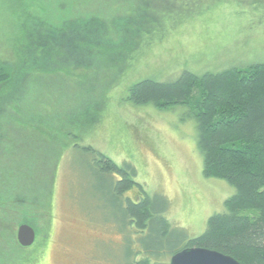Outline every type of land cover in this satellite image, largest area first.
<instances>
[{"label": "rangeland", "instance_id": "obj_1", "mask_svg": "<svg viewBox=\"0 0 264 264\" xmlns=\"http://www.w3.org/2000/svg\"><path fill=\"white\" fill-rule=\"evenodd\" d=\"M36 3L48 16L57 13L59 23L102 16L110 26L123 28L120 34L127 37L131 34L127 30H136V38L115 37L121 48L136 43L131 58H123L122 51L115 49L104 62L91 60L79 52L68 26L54 54L62 69L39 71L37 66L44 68L38 63L43 62L42 51L29 47L24 53L21 39L18 55L14 53V38H6L14 28L0 19V61L11 73L10 83L0 86V193L9 188L16 194L12 202L21 205L32 180H41L40 175L49 185L51 170L56 169L48 236L43 221L47 210H33L44 212L36 238L45 241L43 246L35 242L22 247L17 240L21 216L12 205L0 207V264L128 263L131 250L139 247L133 242L138 235L125 231L122 208L111 191L112 179L93 168L88 146L120 166L131 165L137 172L135 180L150 195L165 197L169 205L163 215L172 228L184 231L187 238L201 235L209 217L224 211L235 187L204 175L196 122L185 107L159 110L153 104L133 105L128 90L147 78L175 80L186 70L203 75L264 63V0ZM36 28L24 26L23 34L46 32L42 26L31 33ZM39 40L23 42L35 46ZM79 41L81 46L90 44V38ZM36 74L38 86L29 81ZM126 195L134 202L142 197L138 187Z\"/></svg>", "mask_w": 264, "mask_h": 264}, {"label": "trees", "instance_id": "obj_2", "mask_svg": "<svg viewBox=\"0 0 264 264\" xmlns=\"http://www.w3.org/2000/svg\"><path fill=\"white\" fill-rule=\"evenodd\" d=\"M36 7H39L36 0H0V19H5L2 21L9 22L14 28V32L9 30L6 36L14 38V53L18 51L21 39L24 53H28L29 47L42 51L43 62L38 63L44 68L37 66V70L55 73L62 69L54 54L58 52L59 38L66 34L68 26L74 31L73 38L79 52L87 58L90 56L88 59L104 62L106 59L103 58H108L115 49L122 51L119 54L123 58H131L132 46L136 42H129L130 46L123 49L114 39L136 38V30H127L131 33L127 37L120 34L123 28L115 23L110 26L102 16L94 15L75 18L71 23H59L57 13L48 16ZM34 8L35 12L32 11ZM28 25L38 27L31 33H37L42 26L46 27V32L24 35V26ZM20 36L22 38H18ZM29 38L40 40L30 46L31 43L23 42ZM79 38H90V44L82 42L84 46H81ZM10 78L9 67L0 61V86L10 83ZM30 78L35 86L40 85L38 74ZM127 99L133 105L153 104L159 110L185 107L188 116L196 122L204 175L224 179L235 187V193L225 201L224 211L209 217L201 235L187 238L182 233L184 231L172 228L164 217L168 200L150 195L135 180L137 172L131 165L120 166L92 146L85 148L93 156L90 162L93 168L112 179L111 191L122 208L125 231L128 235H138L133 242L139 247L131 250L127 264H168L170 259L165 258L169 255L171 258L185 246L217 250L233 256L242 264H264V63L233 66L203 75L186 70L170 81L143 79L130 86ZM47 171L43 172L46 174ZM51 171L54 176L49 185L40 175L41 180H32L34 185L27 189L21 205L12 202L16 194L9 188L4 194L0 193V207L12 205L11 209L21 216L18 225H31L37 236L42 228L39 219H44V212L35 213V208L47 210L43 220L47 223V236L53 222L52 188L56 169ZM135 187L142 194L136 202L126 195ZM35 242H38L37 246H43L45 241ZM178 245L183 246L176 249Z\"/></svg>", "mask_w": 264, "mask_h": 264}, {"label": "water", "instance_id": "obj_3", "mask_svg": "<svg viewBox=\"0 0 264 264\" xmlns=\"http://www.w3.org/2000/svg\"><path fill=\"white\" fill-rule=\"evenodd\" d=\"M37 238L34 227L23 223L19 225L17 240L22 247L32 246ZM168 264H242L239 260L223 252L198 247L185 246L174 253Z\"/></svg>", "mask_w": 264, "mask_h": 264}]
</instances>
